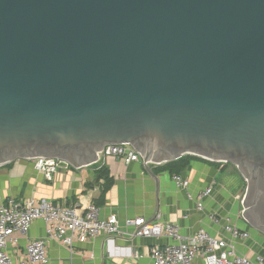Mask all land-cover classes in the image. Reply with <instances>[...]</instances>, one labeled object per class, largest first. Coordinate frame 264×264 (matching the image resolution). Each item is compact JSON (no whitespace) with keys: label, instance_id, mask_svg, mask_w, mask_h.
Listing matches in <instances>:
<instances>
[{"label":"water","instance_id":"95a60500","mask_svg":"<svg viewBox=\"0 0 264 264\" xmlns=\"http://www.w3.org/2000/svg\"><path fill=\"white\" fill-rule=\"evenodd\" d=\"M235 166L264 233V0H0V166Z\"/></svg>","mask_w":264,"mask_h":264},{"label":"crops","instance_id":"0c3cea01","mask_svg":"<svg viewBox=\"0 0 264 264\" xmlns=\"http://www.w3.org/2000/svg\"><path fill=\"white\" fill-rule=\"evenodd\" d=\"M166 164L147 169L142 160L128 165L106 150L99 167L59 169L49 181L34 169L33 160H17L0 166V202L10 198L48 200L82 210L94 204L103 217L116 215L122 227L127 219L154 221L160 214L162 222H177L184 236L204 229L219 240L230 239L226 228L233 225L249 234V238L236 242L238 251L251 260L264 257V233L240 214L241 198L247 187L235 166L193 156L180 173L173 174L165 168ZM102 168L108 170L112 180L107 191L105 179L97 174ZM175 175L188 180L189 187L180 188L174 181ZM208 188H212V193L202 199L203 208L199 209V196ZM123 231L124 235L110 242L101 238L86 243L76 241L73 249L51 240L48 264H152L150 249L168 242L132 238L125 227ZM45 237L46 224L36 221L27 236H13L18 243L11 244L9 251L18 261L30 241ZM193 264H204L203 257Z\"/></svg>","mask_w":264,"mask_h":264},{"label":"built area","instance_id":"2783aa9c","mask_svg":"<svg viewBox=\"0 0 264 264\" xmlns=\"http://www.w3.org/2000/svg\"><path fill=\"white\" fill-rule=\"evenodd\" d=\"M110 154L121 157L125 163H142L141 155L130 145H114L105 149ZM34 169L52 181L59 169L72 168L67 162L58 159H36ZM180 188L189 187L188 180L180 175L174 176ZM212 188L203 191L198 199V208H203L202 199L210 196ZM158 214L154 221L144 218L127 219L124 227L132 238H157L168 242L154 245L150 249L152 264H193L203 257L204 264H264V257L251 260L241 254L236 246L239 240L249 238V234L238 227L226 228L230 239H216L201 229L191 236H184L177 222H162ZM46 224V237L30 241L25 255L18 261L9 251V246L18 243L15 234L27 236L36 221ZM116 215L103 217L100 208L89 204L83 210L48 200H17L10 198L0 202V264H48V243L51 240L61 242L73 249L76 241L86 243L98 238L107 242L125 231Z\"/></svg>","mask_w":264,"mask_h":264},{"label":"trees","instance_id":"16d2710c","mask_svg":"<svg viewBox=\"0 0 264 264\" xmlns=\"http://www.w3.org/2000/svg\"><path fill=\"white\" fill-rule=\"evenodd\" d=\"M193 156H185L177 161H173V162H170V163H167L165 168L170 170L173 174H178L180 173L185 167H186V162ZM99 178L101 179H105V182H106V191L111 187L112 185V180L111 178L109 177V172L107 169H100L98 172H97Z\"/></svg>","mask_w":264,"mask_h":264},{"label":"rangeland","instance_id":"374dc122","mask_svg":"<svg viewBox=\"0 0 264 264\" xmlns=\"http://www.w3.org/2000/svg\"><path fill=\"white\" fill-rule=\"evenodd\" d=\"M229 166H232V165H230V164H228ZM246 186L245 187H247V184H245Z\"/></svg>","mask_w":264,"mask_h":264}]
</instances>
